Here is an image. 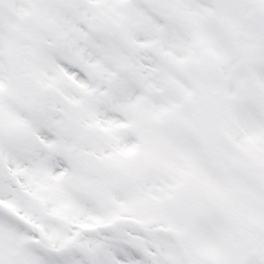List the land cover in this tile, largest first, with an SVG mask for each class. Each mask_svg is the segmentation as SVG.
Masks as SVG:
<instances>
[{
    "label": "snow or ice",
    "instance_id": "1",
    "mask_svg": "<svg viewBox=\"0 0 264 264\" xmlns=\"http://www.w3.org/2000/svg\"><path fill=\"white\" fill-rule=\"evenodd\" d=\"M0 264H264V0H0Z\"/></svg>",
    "mask_w": 264,
    "mask_h": 264
}]
</instances>
